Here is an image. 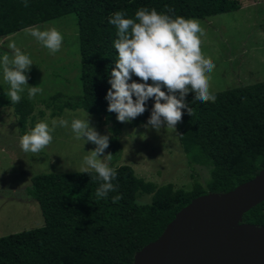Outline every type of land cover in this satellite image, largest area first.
Returning <instances> with one entry per match:
<instances>
[{
  "label": "trees",
  "instance_id": "16d2710c",
  "mask_svg": "<svg viewBox=\"0 0 264 264\" xmlns=\"http://www.w3.org/2000/svg\"><path fill=\"white\" fill-rule=\"evenodd\" d=\"M167 5V7H165ZM139 7L154 8L170 16L204 18L241 7L240 0H0V37L70 13L77 17L80 55V92L65 96L56 91L50 99L61 100L64 108H81L101 114L110 122L113 137L107 155L116 156V135L124 122L106 110L108 74L116 56L112 41L115 27L108 18L115 11L134 17ZM169 9L171 11L169 12ZM133 79H139L133 76ZM151 82V81H149ZM165 90L166 89H163ZM214 102H194V93L184 96L191 116L181 109L175 125L179 144L188 161L209 178L206 185L193 182L190 189L172 183L157 185L136 176L128 164L115 167L116 186L107 197L97 198L102 181L94 171L37 173L31 176L28 194L40 207L44 224L40 227L0 236V264H133L136 251L155 240L175 213L192 198L221 193L255 176L264 168V81L242 84L213 93ZM13 105L21 123L33 110L25 95ZM152 99L145 110L128 121L144 123L151 112ZM200 174V173H199ZM119 194L115 202L111 197ZM147 194L149 202H139ZM243 222L264 225V200L242 216Z\"/></svg>",
  "mask_w": 264,
  "mask_h": 264
},
{
  "label": "rangeland",
  "instance_id": "374dc122",
  "mask_svg": "<svg viewBox=\"0 0 264 264\" xmlns=\"http://www.w3.org/2000/svg\"><path fill=\"white\" fill-rule=\"evenodd\" d=\"M241 7L235 11L216 14L198 20L203 30L200 36L202 55L214 67L209 73V91L233 88L242 84L264 81V0H240ZM56 28L62 36L60 49L50 54L27 29ZM13 42L21 52L27 54L32 64L27 70V83L41 91L30 101L33 110L21 123L13 105H8V85L0 80V236L40 227L44 219L35 199L28 194L30 178L37 173H64L80 171L82 157L95 145L77 140L70 128L57 126L52 140L38 153L24 152L19 138L39 121L50 122L53 118H81L88 114L90 126L98 134L113 132L110 122L101 114L90 113L81 108L59 111L61 100L50 99L56 91L65 96L80 92L79 43L77 17L70 13L49 21L24 28L0 37V54L12 52L7 44ZM27 97V91L21 93ZM28 98V97H27ZM144 123L131 126L124 122L116 135L118 153L106 160L107 147L98 158L109 167L128 164L133 172L144 180L157 185L172 183L176 188L190 189L193 182L206 185V174L202 168L189 163L182 150L175 128L161 124L159 130L145 128ZM150 197L142 194L139 202H149Z\"/></svg>",
  "mask_w": 264,
  "mask_h": 264
},
{
  "label": "clouds",
  "instance_id": "9594fccd",
  "mask_svg": "<svg viewBox=\"0 0 264 264\" xmlns=\"http://www.w3.org/2000/svg\"><path fill=\"white\" fill-rule=\"evenodd\" d=\"M21 3L27 7L29 0H21ZM108 23L115 27L116 38L112 47L116 56L108 74L109 88L104 98L106 110L114 112L117 121H130L143 113L145 102L151 98V112L144 127L159 130L163 122L166 127L175 128L182 115L181 109L190 116L192 113V108L184 103L186 93H194V102L215 101V95L209 91V73L214 65L201 53L203 30L197 19L173 17L154 8L139 7L134 17L115 11L109 16ZM26 31L50 54L60 49L62 36L56 28L42 30L33 27ZM7 48L12 52L11 58L8 54H0V80L8 85L6 95L16 103L26 89L27 97L31 99L41 91L26 82L27 70L33 62L13 42H9ZM133 76L139 79H133ZM57 126L70 128L75 139L95 145L82 157L80 172L94 171L95 178L102 181L95 189V195L97 198L107 197L108 192L115 190L112 180L116 171L98 155L108 146L109 137L98 134L90 126L88 114L73 117L70 122L63 117L36 122L19 138L21 150L40 152L52 140L51 133ZM105 159L110 160L111 154ZM119 198V194L111 197L113 202Z\"/></svg>",
  "mask_w": 264,
  "mask_h": 264
},
{
  "label": "water",
  "instance_id": "95a60500",
  "mask_svg": "<svg viewBox=\"0 0 264 264\" xmlns=\"http://www.w3.org/2000/svg\"><path fill=\"white\" fill-rule=\"evenodd\" d=\"M263 200L264 168L228 191L198 195L135 252L133 264H264V225L242 221Z\"/></svg>",
  "mask_w": 264,
  "mask_h": 264
}]
</instances>
